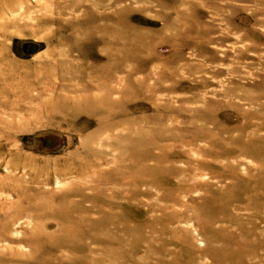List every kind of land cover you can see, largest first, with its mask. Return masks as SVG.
I'll use <instances>...</instances> for the list:
<instances>
[{
    "label": "rangeland",
    "instance_id": "1",
    "mask_svg": "<svg viewBox=\"0 0 264 264\" xmlns=\"http://www.w3.org/2000/svg\"><path fill=\"white\" fill-rule=\"evenodd\" d=\"M0 264H264V0H0Z\"/></svg>",
    "mask_w": 264,
    "mask_h": 264
},
{
    "label": "bare ground",
    "instance_id": "2",
    "mask_svg": "<svg viewBox=\"0 0 264 264\" xmlns=\"http://www.w3.org/2000/svg\"><path fill=\"white\" fill-rule=\"evenodd\" d=\"M58 213H61V212H58ZM46 217H49V213L48 215H45ZM53 217V216H52ZM50 218V217H49ZM75 240L73 241V239H70V240H67L65 243H64V246L63 248L65 247H71L73 244H74ZM62 248V249H63Z\"/></svg>",
    "mask_w": 264,
    "mask_h": 264
}]
</instances>
